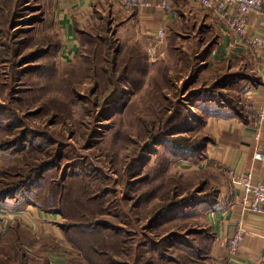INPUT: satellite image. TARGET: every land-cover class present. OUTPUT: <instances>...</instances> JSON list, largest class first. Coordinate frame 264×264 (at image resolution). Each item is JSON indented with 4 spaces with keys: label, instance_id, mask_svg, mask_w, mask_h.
<instances>
[{
    "label": "rangeland",
    "instance_id": "1",
    "mask_svg": "<svg viewBox=\"0 0 264 264\" xmlns=\"http://www.w3.org/2000/svg\"><path fill=\"white\" fill-rule=\"evenodd\" d=\"M55 3L0 0V264H215L190 247L228 169L173 146L214 138L192 95L227 75L201 48L205 26L181 17L151 60L97 11L68 58Z\"/></svg>",
    "mask_w": 264,
    "mask_h": 264
},
{
    "label": "crops",
    "instance_id": "2",
    "mask_svg": "<svg viewBox=\"0 0 264 264\" xmlns=\"http://www.w3.org/2000/svg\"><path fill=\"white\" fill-rule=\"evenodd\" d=\"M150 7L127 9L116 0H56V23L63 35L62 51L68 58L77 55L80 39L77 25L101 11L108 14L113 31L120 42L127 45L138 42L149 51L164 50L172 40V33H181L179 22L184 19L186 27L194 24L193 33L201 40L210 62L226 65L228 74H243L240 96L243 106L239 115L210 118L207 122L214 142L206 149L207 158L226 169L241 172L252 171L254 179L264 183V160L254 159L255 151L264 148V123L259 129L257 118L264 109V49L256 53L252 47L228 27L219 13L200 8L195 0H171L169 10L155 7L159 0H148ZM187 7L196 8L205 14L203 19L188 15ZM238 14L237 7L230 9ZM187 13V14H186ZM248 34H264V20L257 14L247 16ZM204 21V22H203ZM162 30L163 37L159 36ZM124 36V37H123ZM207 37V38H206ZM260 133V138L256 134ZM222 203L210 209L208 229L212 234L211 259L215 264H264V214L244 212L241 193L231 186ZM243 220L248 234L239 254L231 258L228 240L234 235L238 222Z\"/></svg>",
    "mask_w": 264,
    "mask_h": 264
},
{
    "label": "built area",
    "instance_id": "3",
    "mask_svg": "<svg viewBox=\"0 0 264 264\" xmlns=\"http://www.w3.org/2000/svg\"><path fill=\"white\" fill-rule=\"evenodd\" d=\"M118 3L127 9L135 7H150L153 6L148 0H116ZM197 5L205 10L219 13L221 17L226 19L228 27L231 31L238 34L246 42L247 45L258 53L264 49V34L254 33L248 34L247 16L255 13L264 20V0H195ZM157 8L169 10L171 0H159L155 5ZM237 7L238 14L232 15L230 9ZM162 30L159 31V36L163 37ZM156 48L152 47L149 50L150 59L156 60ZM257 123L259 129L264 123V109L258 115ZM260 138V133L256 134ZM254 159L264 160V148H259L255 151ZM228 177L231 185L241 193V205L244 212L264 214V183L254 179L252 171L241 172L236 169H228ZM248 234L247 228L240 220L238 222L234 235L228 240L227 250L231 258L238 256L241 245Z\"/></svg>",
    "mask_w": 264,
    "mask_h": 264
},
{
    "label": "trees",
    "instance_id": "4",
    "mask_svg": "<svg viewBox=\"0 0 264 264\" xmlns=\"http://www.w3.org/2000/svg\"><path fill=\"white\" fill-rule=\"evenodd\" d=\"M81 24L77 25L78 35L80 39V47L83 45L84 40L88 38L89 33L83 31L80 28ZM82 50V49H81ZM140 50H144L140 46ZM45 52L43 51L42 54ZM37 58V56L32 57V59ZM241 76L243 74L236 73V74H228L227 75H221L215 82V90H198L195 93H192L194 95V105L197 109H200L201 113H203L202 121L205 123L208 122L210 118L215 117H233L234 115H239L241 107L243 106L240 91L242 89L241 80L243 79ZM140 82H142L141 79H138L136 81H133V88L140 86ZM189 123H183V125H180L178 127H175L173 129H178V131L187 130ZM174 133H171V135ZM170 135V136H171ZM169 136V135H168ZM169 138H175V137H169ZM173 140V139H172ZM205 142H200L197 144V146L189 148L187 145H173L177 148L178 153L176 156L183 157L185 159H193L196 158L198 155H202L206 149L207 144H212L214 142V138L211 139L210 137H206L204 139ZM170 143V142H168ZM171 144V143H170ZM173 144V143H172ZM1 149V147H0ZM22 187V186H21ZM12 193L11 190L7 193L0 194V204L4 203L9 194ZM14 193V192H13ZM15 194V193H14ZM2 200V201H1ZM223 201L219 198H215L214 201L211 200H205L201 201V203L209 205L210 209L215 210ZM192 202L185 204L191 205ZM206 232V233H205ZM200 234H203L201 236L202 239L199 244L191 245V251L197 252V255H200L202 258H211L210 254V246L212 244V234L208 231H201ZM196 249V250H195ZM200 253V254H199Z\"/></svg>",
    "mask_w": 264,
    "mask_h": 264
}]
</instances>
